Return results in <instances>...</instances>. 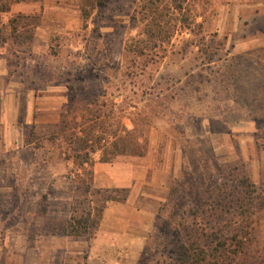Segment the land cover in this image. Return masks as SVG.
<instances>
[{
	"label": "rangeland",
	"instance_id": "1",
	"mask_svg": "<svg viewBox=\"0 0 264 264\" xmlns=\"http://www.w3.org/2000/svg\"><path fill=\"white\" fill-rule=\"evenodd\" d=\"M144 2L109 0L98 9L95 0L25 1L22 7L35 12L41 26L29 57L21 56L28 60H14L23 65L30 90L41 95L56 90L64 98L68 87H85L93 96L105 93V115L109 111L107 123L112 129L123 124L146 141L142 159L123 157L117 165H131L141 174L147 170L148 176L171 170L167 185L142 186L143 196L136 204L156 216L170 181L181 172L183 156L195 174L201 172L203 158L214 157L218 165L227 167L240 157L251 180L264 183V149L260 147L264 146V110L260 109L264 89L259 87L264 79L262 0H187L185 15L194 21L191 29L175 24L168 44L149 57L132 59L126 46L142 29ZM85 5L93 7L87 9L88 20L81 13ZM201 31L206 36L204 44L212 47L207 55L194 45ZM195 32L199 35L194 36ZM232 67L240 73L235 95L222 78ZM56 129L36 131L44 136ZM59 147L54 146L49 159L46 146L41 152L46 157L37 160L24 138L18 148L0 155V264L13 256L22 257V264H97L99 253L93 256L91 249L98 233L126 228L123 222L113 226V217L108 216L91 239L44 235V226L70 216L73 195L80 192L71 181L72 166L63 161ZM119 205L109 203L106 208ZM42 208L46 209L43 214ZM156 216L143 248L154 233ZM259 224L258 241L264 246V211ZM112 240L117 250L123 245L125 252L109 253L107 264H137L143 248L138 253L131 239ZM149 243L155 248L160 240Z\"/></svg>",
	"mask_w": 264,
	"mask_h": 264
},
{
	"label": "trees",
	"instance_id": "2",
	"mask_svg": "<svg viewBox=\"0 0 264 264\" xmlns=\"http://www.w3.org/2000/svg\"><path fill=\"white\" fill-rule=\"evenodd\" d=\"M22 1L0 0V47L10 44L29 49L32 45L38 17L19 14L10 17L6 24L1 22V16L10 11L11 5ZM186 1L145 0L140 13L144 21L142 29L130 46H126L132 59L149 57V53L168 44L175 24L191 29L194 21L185 15L189 12L184 7ZM107 2L95 0L94 7L103 9ZM87 9L93 7L81 8L84 20L90 16ZM199 34L194 45L207 55L212 47L204 44L206 36L202 31ZM227 69L222 78L229 82L228 88L235 95V80L240 73L234 67ZM259 87L264 89V79L260 80ZM105 96V93L93 96L85 87H68L55 132L39 136L33 126L25 130L34 159L46 157L41 154L46 146L50 147L46 150L50 159L54 146H60L63 161L72 166L71 181L80 188L79 194L73 195L70 216L44 226L45 236L91 239L100 227L106 206L125 203L128 198L127 188L93 187L96 163L112 164L119 158L146 154V141L135 135V129L130 131L120 123L112 129L107 123L111 117L109 111L105 115L108 109ZM260 109L264 110V106ZM255 128H260L257 121ZM256 146L264 149L263 145ZM202 163L201 172L195 174L183 156L181 172L170 181L165 202L157 212L154 233L149 236L137 264H264V246L258 241L259 214L264 211V183L251 180L240 157L227 167L218 165L214 157L203 158ZM45 200L43 196L42 201ZM45 211L40 209L41 214ZM154 239L160 240V244L151 248L149 240Z\"/></svg>",
	"mask_w": 264,
	"mask_h": 264
},
{
	"label": "crops",
	"instance_id": "3",
	"mask_svg": "<svg viewBox=\"0 0 264 264\" xmlns=\"http://www.w3.org/2000/svg\"><path fill=\"white\" fill-rule=\"evenodd\" d=\"M25 1L28 0L13 3L10 11L1 16L2 24H6L10 17L19 14L34 16L35 12L22 7ZM261 4L264 6V0H262ZM40 28L41 26L38 23L34 31L31 47H33L37 37L35 32H38ZM31 47L29 49L18 48L10 44L0 47V155L14 150V147L18 148L20 146L24 141L26 135L24 132H26L27 127L33 126L35 130L42 127L56 129L59 123L61 107L66 102V98L57 95L56 90H49L48 95L35 94L33 90H30L28 81L23 76V65L21 66L20 63L18 66L16 64L15 66L12 65L11 60L15 58L27 61V57L31 53ZM21 56L27 57L22 58ZM130 158V160H136L143 157ZM118 161L117 159L112 164L96 163L93 168L94 188L129 189L126 202L120 203L122 206L119 205L111 209L105 208V212H103L99 230L102 229L103 221L108 216L109 218L110 216L113 217L110 220L113 226H118V224L123 222L126 228L122 230L123 232L114 229L106 235L98 233L97 238L94 240V246L91 249L93 256L97 255V252L99 253V260L96 261L97 264H107L105 261L108 259L105 257L109 253L121 254V252H125L123 245H120L118 247L119 250H117V243L112 240L115 238L133 240L136 244V252H141L148 230L152 226L156 216L151 210L136 206L138 200L143 196L141 192L142 186L150 185L157 187L167 185L170 180V169L164 168V171L162 170L161 172L165 173H158L159 176H157V172L148 176L147 170L141 174L138 169L131 165H117ZM109 210L111 213L107 214ZM131 247L128 246V248ZM22 259V257L15 256L10 257V259L5 258V264H22Z\"/></svg>",
	"mask_w": 264,
	"mask_h": 264
}]
</instances>
